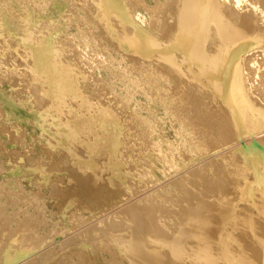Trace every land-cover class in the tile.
Segmentation results:
<instances>
[{
    "label": "bare ground",
    "instance_id": "bare-ground-1",
    "mask_svg": "<svg viewBox=\"0 0 264 264\" xmlns=\"http://www.w3.org/2000/svg\"><path fill=\"white\" fill-rule=\"evenodd\" d=\"M101 1L104 3L109 1L117 7L121 6L125 12L129 13V19L132 18V20L127 21L128 19L120 15L111 17L106 12L104 13V10L98 15L92 8L87 9L86 7V11H91L98 22L100 36L102 35L104 39L110 38L109 41L106 40L109 44L118 46L121 54L125 56L128 54L129 58L137 63L143 58L150 59L151 64H157L163 70L164 74H158L170 86L167 96L162 94L154 98L150 97L151 107L155 113H158L156 117L159 116V119L153 118L151 114L150 121L145 119L150 126H153L150 129L155 128V138L163 137L161 139L163 141L158 145L159 153L146 144L139 148L140 151L134 149L132 143L128 144L130 129L125 124L126 120L119 122L118 119L114 121L113 115L109 117L107 103L103 100L97 101L91 96L88 99L83 97L87 89L81 87L80 78L77 75H71L72 69L76 66L72 64L73 57L70 62L66 50L62 47V42L58 39L53 40L52 30H49L52 40L50 37L48 40V34L43 33L46 37L44 35L43 38L39 37L41 41L38 45H34L33 38H30L34 46L30 43V45L20 47L22 53L27 51V55H30L26 56L27 60L29 58L27 65L32 64V72H28L29 75L31 74L29 81L34 83L36 90L32 88L27 93L29 95L27 97L29 103L41 111V115L36 117L33 124L40 130V137L44 139H42L41 152L45 154L41 158L38 171L33 170L32 167L33 169L27 172L31 174L37 172L33 176L38 177L40 174L58 170L57 168L67 172L73 166L76 167L80 171V176L75 179V182L70 180L71 183H65L60 178L61 188L53 185L59 189V199H56V202H59L57 208L62 212L61 215L63 216L65 212V215H71L72 220L81 221L80 215L85 216L88 210L112 202L123 195L126 196L128 190L123 191L122 188L119 190V187L115 186L117 183V186L120 185L119 181L127 178H122V180L119 177H122L120 174L126 168L131 181L133 180V183L135 181L137 187L144 185L142 180L144 176L152 180L154 169L159 164L163 165L164 171L169 169V171L174 170L172 172L175 173L176 170L178 171V164H180L178 160L181 157L184 160H192L194 156L208 158L202 164L172 180L169 185L166 184L167 187L165 184L163 189L159 186L162 190L157 187L154 193L151 192L153 193L152 199L151 193H149L150 196L149 194L143 195L147 199L141 197L142 200L139 201L141 198H137L139 202L134 201V204L130 202L131 205L127 204V208H124L126 206H122L124 209L120 208L124 212L115 210V213L108 214L96 223L93 222V225L86 226L85 230L81 229L82 232H77L79 236L76 235L74 238L73 234L70 235L71 238L67 237L65 241H60L61 243L58 241V248L55 249L54 244V249L50 247L52 250L46 249L45 252H40L35 259L26 258L30 252L29 249L32 248L28 245L30 242L33 246L35 242L31 240L34 238L39 241L37 231L35 232L37 235L34 234L37 230L34 226L37 224L35 228H38L42 222L37 220V223L34 222L30 226L28 221H31L33 219L31 216L34 215L26 214L28 218L23 215L26 221L30 217L31 220L29 219L22 226L23 229L13 228L5 235V241L3 239V243H0L2 245L0 246V264H99V259L103 264H195L201 263L202 260L208 264L209 260H213V262L210 261L211 264H240L242 260L240 257H246L248 254L242 255L239 248L237 253L238 244L236 243L239 242L235 243V240L238 237L249 239L257 247L256 252V249L253 251L254 247L248 245L253 248L250 251L253 252V256L250 252L249 255L253 258L257 257L254 260L250 257L249 260L252 261L248 264H264V94L260 91V85H264V67L258 62L259 57L263 56V51H258L262 49L261 47L255 49L256 51H245L247 42L252 41L249 39L251 35L247 37V33L257 26L254 20V22L250 20L251 14L245 12L247 3L244 0H155L158 6V17L155 22L141 10L136 11L135 17L129 0ZM240 1L241 4L244 2L242 6L239 5ZM260 2L264 6V0ZM3 13L4 11L0 12V14ZM26 15L23 17L26 18ZM146 15L148 18H145ZM26 20L28 21L27 18ZM0 24L6 26L4 21H0ZM43 27L39 28L43 29L39 32L36 27L37 30H32L40 34L48 31V25ZM9 31L8 34L11 35L12 32ZM26 31L29 32L28 30L23 32L27 37L31 30L29 33ZM54 33L57 32L54 31ZM16 36L13 37L17 38ZM58 36L59 34L57 38ZM24 37L22 39L20 36L19 42H27L28 40L26 41ZM44 38H46L45 41H42ZM35 39L38 40L37 37ZM7 41L6 47L10 45L11 39ZM16 42L17 44H14ZM13 44L19 46L18 41ZM24 54L26 55L25 52ZM98 93L109 101L106 90L100 89ZM13 97V99L5 98L0 94V101H3L9 110L7 117L5 116L8 122L10 118L15 122L19 121L12 116L15 117L17 114V100L20 97ZM77 98L82 99L84 107L81 111L77 110L78 107L74 102ZM134 114L135 112L131 115ZM26 115L28 116L27 112ZM22 116L25 115L22 114ZM65 116L66 119L63 118ZM133 117L136 118V114ZM51 120L59 127H67L65 131L67 133L65 135L58 133V127L51 125L52 123L49 122ZM161 129L163 131L159 132ZM149 132L152 133L150 130ZM166 136H172L173 141ZM132 141L136 147V140ZM79 143L84 146L82 152L77 154L75 145ZM222 149H229V151L216 158H211ZM31 163L33 164L34 160ZM34 164L36 165V162ZM11 170L13 171L12 168ZM165 173L162 177H165ZM65 177L67 178V175ZM157 182L159 184L160 181L157 180ZM157 182H155L156 185ZM2 187L0 195H4L6 199L10 200L14 194L19 193L16 190L14 194L4 191L5 188L2 189ZM132 188V192L137 189L133 186ZM141 191L144 189H141L140 193H138L139 190L136 191V194L143 193ZM17 197L21 200V197ZM25 200L24 198L23 201ZM10 201L17 204L15 200ZM34 201L32 199V202ZM137 203H143V207L146 205L138 213L135 211L139 207L135 206ZM13 204L12 207H14ZM34 205L33 210L39 209L42 216L45 211L41 210V212L37 203ZM145 208L150 209H147L148 213H144ZM104 212L107 213V210ZM12 215L16 218V214ZM94 216L89 217L94 218ZM47 217L50 218V216ZM6 222L9 221H5V224ZM80 223L83 224L82 221L77 224ZM5 224L2 227L7 226ZM72 224L71 227H73ZM162 225L163 227L165 225L164 230ZM3 228L5 230L8 226ZM69 230L67 231L70 233L71 230ZM121 230L124 232H119L118 237L117 233ZM2 231H0V236ZM43 232L45 233V229ZM56 233L58 234L59 231ZM56 233L54 231V237ZM42 237L44 241L46 236ZM49 237L48 241H50ZM43 241L39 243L43 244ZM26 242L29 251L25 252L22 249ZM36 244V247L41 248V245ZM35 246L33 247L36 251ZM254 252H256L255 255Z\"/></svg>",
    "mask_w": 264,
    "mask_h": 264
},
{
    "label": "rangeland",
    "instance_id": "rangeland-1",
    "mask_svg": "<svg viewBox=\"0 0 264 264\" xmlns=\"http://www.w3.org/2000/svg\"><path fill=\"white\" fill-rule=\"evenodd\" d=\"M21 1H23V2H21ZM129 1L131 3V8H132L133 13H134L133 15L135 17H136V11L141 10V11H143V14L146 13L155 22L157 21L158 6H157L155 0H129ZM244 1H245V3H247V7H245L246 8V11H245L246 14H249V15L251 14L250 20L251 19H252V21L254 20L255 23L257 24V26H255L253 31H250L247 33L248 34L247 37L251 35V37L249 39H251L252 41L250 43L247 42L248 44L245 45V47H246L245 51L251 52L252 50L258 49V47H261L262 49L258 50V51H263L262 52L263 56L259 57L260 59L258 60V62L260 65H263V67H264V6L261 4L260 0H244ZM103 3L104 2H102L101 0H95V2H93V0H84L83 2H82V0H80V1L79 0H26V1L25 0H13V2H12V0H10V1L8 0V2H7V0H0V12L2 13L4 11L3 14H0L1 15L0 21L1 22L4 21V23L6 25V26H4V25L2 26L0 24V26L2 27V28H0V36H1L0 37V94L2 97H5V98H12L13 96H19L21 99V100L16 99L18 102V104H17L18 108H17V112H16L17 114L15 117L12 116V118L19 119L18 122L13 121L14 119H11V118L10 119L8 118L9 122L5 119V116L7 115V112H9V110L7 109L6 104L3 103V101H0V167H1L0 168V183H1L0 185L5 188L4 191L13 193L16 190V192H19L17 194L13 193L14 197H12L10 199V200H15V202L17 201L16 205H15V203L13 204V202L11 203L9 198H7L9 200V201H7V199L4 195H0L1 196L0 197V204H1L0 205V215L4 212L0 216V225L2 228V229L0 228V231L3 230L2 232L4 233V234L2 233V235L0 236L1 237L0 243L1 244L3 243L2 242L3 239L5 241V238H6L5 235L8 233V231H10V229H11V231L13 230V228L16 230H18L19 228L23 229L24 227L22 228V226L25 225L31 217L34 220L30 219L31 221H33L32 223H30L31 221H28V224L30 226L34 222L37 223V220H40L38 222H42L43 227H44V225H46L44 227L45 233L43 232L44 229H43L42 225L40 226L38 223V225L40 227L38 226V228H35L37 226V224H36L34 226V229H37V230L34 231V234L37 231L38 235L41 237H39L37 234H35V235H37V238H39V241L35 240V238H34V240L32 239L31 241L35 242V243H33V246H35V245L37 246L36 243H38L39 245H41V248H40V246H38L39 249H37L38 247L35 246L36 247L35 248L36 251H35L34 247L32 246V243L30 244V242H29V245H28V243L26 242V244L24 245V248H27L28 246L30 247V245L32 247L31 248L32 252H31V249H29L30 252L26 256V258L28 260H30L29 258H31V257H32V259H35L40 254V252L41 253H42V251L45 252L46 249L52 250L54 244H55L54 248L55 249H56V247L58 248V241H59V243H61L62 240L65 241L67 239V237L71 238L70 235L72 236L74 234L72 237H74V236L76 237V235L79 236L77 232H79V231L82 232L83 230L81 231V229L85 230V228H87L88 226L93 225L92 224L93 222L96 223V221L100 220L101 218L103 219L104 216L106 217L108 214L111 215V214L115 213V210H116V212H119L120 210H121L120 212H124L123 209L127 208V204H129L130 202L132 204H134L135 203L134 201H138L137 198L139 199L142 197L144 199L145 196L143 197V195H146V194L148 195L151 192L154 193L157 190V187L159 190H162L164 184L167 187L166 184L169 185V183H171L172 180H174L178 176H181L184 172L187 173L186 171H190L194 167H197L198 165L202 164L208 158V157H205V159H204V157L203 158H201V157L197 158V156H194V158L192 160L188 159L189 161L184 160L182 157H181L182 159L179 158L180 159V160H178L180 162V164H178L179 168H177L178 171L177 170L175 171V173H178V174H175L174 172H172L174 170L169 171V169H165L168 171H164L162 169L163 165L159 164L156 166L158 171L156 168L154 169L153 176L151 177L152 180H150V178L148 179L146 176H144L142 178L144 185H140L137 187H136L135 181L133 183V180L131 181V179H130L131 177L127 174L129 172L127 171V168L125 165V168H126L124 170L125 173L122 171L120 174V175H122V177L121 176H119V177L121 179L122 178L125 179V177H127L125 179L126 181L122 179L123 181H119L120 185L117 186V184H118L117 183V184H115V186L117 188L119 187L118 188L119 190L121 188L123 189V191L128 190L127 194L129 195V193H130V195H132V196L134 195V197H132V196L130 197V195L128 196L126 194V196L123 195V196L119 197L118 199L113 200L112 202L105 203L104 205H101L97 208L88 210V212L85 214V216L82 217V215H80V218H79V219H81V221L83 222L84 225L82 223H80L78 225L77 223H79L81 221L80 220L79 221L78 220L77 221L72 220L71 215L70 216L65 215L66 214L65 212H63L64 213V215H63L64 218H63V216L61 215L62 212L60 211V209L57 208L59 202H56L59 199V197H58L59 196L58 195L59 189L56 187L61 188V186H62V183L60 182L61 181L60 178H62L63 181H65V183H69V182L71 183L70 180H72V182H75L76 181L75 179H77L80 176V173H79L80 171L76 167L74 168V166H73L72 169L68 170L69 172L72 171L70 173L73 176L71 174L69 175L68 171L66 172L65 170H59V168H57L58 170L55 169V170H52L46 174L43 173V175L40 174L38 177L33 176L34 173L31 174V173L27 172L29 169H33V168H34L33 170L38 171L37 168L39 169V167H40L41 158L43 156H45V154L41 152V150L43 149V140L44 139L40 137V130L36 126H34V124H33L36 117L41 115V111L36 109V107H33L31 105V103H29V98L27 97V96H29V95H27V93H29L32 88L33 89L35 88L34 83L29 81V77L31 76V74L29 75V73L32 72V70H31L32 60L29 63L31 65H27L29 62V58L27 60L26 56H28L29 54L27 55V53H28L27 51H24L26 53V55L24 54V52L22 53V51H21L22 48H20V47H22V46L25 47V45H27V44L30 45V43H31V45H33L32 40H34V45H36V44L38 45L41 41V39L39 40V37L43 38L44 34L45 35L48 34L47 35L48 40H50V39L52 40V37H53V40L58 39L59 41L62 42V45H63L62 47L64 50H66L67 58L70 62H71V59L73 57L74 61H72V64H73V66L74 65H76V66H74L75 69L74 68L72 69L73 72L71 73V75H77L80 78V82H81L80 84L82 85L81 87L87 89V92H85L83 94V97H85V99H88L91 96V98L93 97V99H95L97 101L103 100V102L107 103L106 105H107L108 110H109V117H112V115H113V118H115L114 121L118 119L119 122H121V121L124 122L123 120H126L125 124L130 129L129 130V133H130L129 139L130 140H129L128 144L132 143L134 146V149H136L138 151H140L139 148H141L143 145L146 144V145L152 146V149H154L155 151H157V153H159L158 145L163 141V140H161V139H163V137H159L158 139H156L155 138V135H156L155 128L150 129L153 126L152 125L150 126L145 121V119L150 121V119H152L151 118L152 116H153V118L159 119V116L156 117L158 115V113H155V111H153L154 110L153 107H151L150 97L152 96L154 98V96H161L162 94L167 96L168 93L170 92V90H169L170 86L164 81L163 78H161L159 76V74H164V73L162 72L163 70H161V68L157 64H151L149 61L150 59H144V58L137 63V62L131 60L129 58L128 54H126L127 56L121 54L122 52L119 51V48H117L118 46L116 47L114 45L112 46L111 44H109L106 40L109 41L110 38L104 39L102 35L100 36V33L98 32L99 31L98 22L93 17V14L91 13V11L90 12L88 10L86 11V7H87V9H89V7L92 8V10L95 13H97L98 15H100L99 13H101L104 10V13L106 12L111 17L116 16V15H118V16L120 15L122 18L128 19L127 21L132 20V18L129 19V13L125 12V10L121 6L117 7V5H114L113 3L109 2V1L105 2L104 4ZM242 3L244 4V2H242ZM243 4H241V1L239 2V5L242 6ZM26 8H29V9H26ZM6 10H7V12H6ZM41 13H43V15ZM90 14H92V15H90ZM24 15L27 16L26 18L28 19V21L26 20L25 17H23ZM20 16L22 19L20 18ZM148 16L146 15L145 18H148ZM32 18H33V20H32ZM26 21H27V23H26ZM31 21H33V22H31ZM252 21H250V22H252ZM20 22H24V23H20ZM125 23H126V21H125ZM32 24H34V26L36 28H38V32H39V30L40 31L43 30V29L41 30L39 28H42L44 25H48V28H47L48 31L46 30V32H42L41 34L38 33L37 31L33 32L34 30H37V29H35V27ZM128 24H130V23H128ZM52 25H54L55 27ZM113 25L118 26L115 24H113ZM45 27H43V28H45ZM53 27H54V29H52ZM1 29H3V30H1ZM32 29H34V30H32ZM25 30H28L29 32L31 30L30 33L26 31L27 33H29V36H27V37L25 36V33L23 32ZM49 30L50 31L52 30L51 31L52 34ZM8 31L12 32L11 35L8 34ZM54 31L57 33H54ZM27 33H26V35H27ZM34 33H36V34H34ZM37 33L40 35H38ZM50 34L53 36L51 37ZM58 34H59V36L57 38ZM4 35L5 36L7 35V36L5 37ZM14 35L15 36L18 35V36H16L17 38L13 37ZM22 35H24L26 37V41L28 40L27 42H25L26 44L22 43L21 41L19 42L20 36L22 39L24 37ZM34 36L37 37L38 40H36ZM49 37H50V39H49ZM252 37H253V39H252ZM6 38L8 40L11 39L10 45L7 47L5 46L7 44L6 42H8ZM30 38H33V39L30 40ZM45 39L46 38H44L42 41H45ZM15 41H18L19 46L14 45V44H17V42L13 44V42H15ZM11 44L14 45V48L16 47L15 50H13L14 48L12 47L13 45H11ZM17 49H19V50H17ZM25 59H26V61H25ZM75 61H76V63H75ZM78 69L81 71L79 72ZM82 69H84V70L82 71ZM93 81H94V83H93ZM70 82L73 83V81L71 79H70ZM96 84H97V86H96ZM99 87H100V89H102V90L104 89L107 91V93H108L107 98H109V101H107L106 98L104 99V96L100 95L98 93L100 90ZM35 90L36 89H34V91ZM110 90H111V92H110ZM260 91L262 92V94H264V85H260ZM97 93H98V95H97ZM66 95L68 97H70L69 94H66ZM96 95H97V97H96ZM81 100H82L81 98H77L76 100H74L76 106L78 107L77 110H80V111L84 107ZM19 101H21L22 103ZM80 102L82 103L81 108H80V105H81ZM148 103H149V105H148ZM25 111L28 113V116L26 115ZM133 112H135L136 118L133 117V116H135V114L131 115ZM21 113L25 116H22ZM63 118L66 119V116ZM49 122L52 123L51 125H53L54 127H56V128L58 127V130H57L58 133H60L62 135H65L67 133V132H65V131H67V127H65V126L59 127L52 120ZM11 124H13V125H11ZM45 125H47V124H45ZM149 130L152 131V133H150ZM160 131H163V129L159 130V132ZM166 138H168L169 140L171 139L173 141L172 136H169V137L166 136ZM133 139H135L137 142L136 147L132 141ZM154 139L159 140L160 142L156 141ZM83 146H84V144H82V143L75 145V153L79 154L80 152H82ZM11 151H13L14 153ZM228 151H229V149H224V150L222 149V151L220 150L219 153L211 156V158L212 159L216 158V157L220 156L222 153L224 154ZM10 152L12 153L11 155L9 154ZM25 153L27 154V156ZM36 158H38L37 159L38 161L36 160ZM211 158H209V159H211ZM30 160H31V162H32V160H34V163L36 162V165L33 163L34 164V166H33V164L30 162ZM183 162H184V164H183ZM37 164H38V166H37ZM11 168L13 169V171L11 170ZM2 169H3V171H2ZM75 171H77V172H75ZM159 172H161V174ZM165 172L166 173L169 172L170 174L167 173L169 176ZM36 173L37 172H35L34 175H36ZM154 173H155V176H154ZM163 173H165V177H162ZM66 175H67L68 179L65 177ZM68 176H70V177H68ZM31 180L33 181L32 183H31ZM157 180L160 181L159 184H158ZM39 181H41V182H39ZM45 181H46V183H45ZM17 182H19V184ZM155 182H157V185L155 184ZM131 183H133V185ZM151 183L154 184V186ZM53 184L56 187H54ZM130 184H131V186L129 187ZM17 185L19 187H17ZM40 185L42 187H40ZM149 185L151 188L149 187ZM1 186H0V188H1ZM132 186L134 187V189L137 188V189H135L137 192L139 190L138 193H140L141 189H144V191H141L143 193L138 195V194H136L137 193L136 191H134L135 193L132 192L133 191ZM159 186L162 187V189L159 188ZM3 187H2V189H3ZM145 187L146 188L148 187V188L146 189ZM30 192H32V193H30ZM42 192H43V194H42ZM44 193H45V195H44ZM153 193H151V199L153 197L152 196ZM6 194H8V193H6ZM19 194H21V196ZM22 194H23V196H22ZM28 194H30V195H28ZM41 194H42V196H40L41 197L40 198L39 195H41ZM16 195L21 197V200L17 199L18 197ZM51 195H53V196H51ZM135 195H137V196H135ZM148 196H150V194ZM23 197L26 199L25 201H23L24 200ZM28 197H29V199H27ZM126 197H127V199H126ZM142 198L139 199V201H141ZM32 199L35 201L32 202ZM128 199H130V200H128ZM145 199H147V197ZM27 200H28V202H27ZM9 202H10V205L8 206ZM6 203H7V205H6ZM36 203L38 204V208H40V211L41 210L45 211L44 213L46 215H44V213H42V216H41L39 209L38 210L34 209L35 211L33 210V208L35 206L34 204H36ZM39 203H40V206H39ZM44 203H45V205H44ZM131 203L129 204V206L131 205ZM12 204L14 205V207H12ZM43 205H44V208H43ZM137 205L139 207H137ZM143 205H144L143 203H139V204L137 203L135 205L138 208L137 209L135 207L136 213L141 211L142 208L146 207V205L144 207H143ZM122 206L123 207L126 206V207L123 208ZM111 207L113 209H111ZM1 208H2V210H1ZM109 208H110V211H109ZM120 208H123V209H120ZM147 209L148 208H145L144 213H148V210H150V209H148V210ZM18 210H20L21 212H19ZM105 210H107V213L104 212ZM146 210H147V212H146ZM1 211H3V212L1 213ZM47 212L49 215L47 214ZM52 212H53V214H52ZM99 213L101 214V216H98V215H100ZM12 214H14V215L16 214L15 217L18 218V220L16 218H14V216ZM26 214L27 215L29 214V216H31L33 214L34 216H31L26 221L25 217H27V218L29 217V216H26ZM96 214H98V215H96ZM38 215H40V216H38ZM2 216H3V218L1 219ZM6 216H8V217L6 218ZM47 216H50V218H48ZM89 216L90 217L94 216V218H90ZM95 217H96V219H95ZM10 218H12V220ZM23 218L25 219V221ZM40 218L42 220L44 218L45 219L42 221ZM86 218H88V219L86 220ZM20 219H21V222H22V220L24 222L21 223ZM89 219H91V221ZM4 220L9 221L8 223L6 222L8 228H5V230L3 227H7V226L2 227V225L5 224ZM84 220L87 222H85ZM47 221H48V223H47ZM50 221H52V222L55 221V222H53L54 224H52V222H50ZM88 221H90V222H88ZM19 222H20V224H18ZM74 222H77L76 224L79 226L77 229H76L77 225ZM1 223H3V224H1ZM59 223L61 225H59ZM17 224L19 225V227ZM28 224H27V226L30 227ZM57 224H58V226H57ZM71 224L73 227H71ZM74 224H75V226H74ZM51 225H53V226H51ZM165 225L167 227V224H165ZM165 225H164V227H165ZM74 227H75V229H73ZM162 227H163V225H162ZM164 227H163V230H164ZM25 228H26V226H25ZM66 228H67V230H69V229L71 230V231L69 230L70 233L66 230ZM167 228L165 230H167ZM32 229H33V226H32ZM56 229H58L59 235L56 233V232H58ZM72 229L74 231H72ZM47 230L49 232H47ZM61 230H63V232ZM54 231L56 233L55 237L53 235ZM66 231L68 232V235H67ZM119 232L121 233L124 231L123 230L118 231L117 236L119 235ZM50 234H51V236H50ZM57 235H58V237H57ZM3 236H5V237H3ZM42 236H44V237L46 236L47 238L45 237L44 241H43ZM48 237H49L50 241H48ZM52 237H53V239H52ZM114 238H116V236ZM40 239H42V240H40ZM240 240H241V243L243 242L244 245L240 243ZM244 240H246L245 241L246 243L244 242ZM41 241H43V244H40V243H42ZM51 241H53V242L49 243ZM222 241H225V240H222ZM237 241L241 245L239 243H236ZM229 242H231V241H229ZM218 243H220V242H218ZM232 243L233 242H231V244ZM235 243L239 245V247L237 245V253H238V248H239V249H241L242 255L248 254V255H246V257L245 256L242 257L241 253H240V256H241L240 257L238 254V256L242 259L241 260L239 258L241 260L240 264L242 262H244V264L250 263L252 261L251 259L253 258L252 257L253 252H250L253 249L251 247H254L253 251H255V249H256V252H257L258 250H257L256 245L253 242H251L249 239H242V238L240 239V237H238L237 240H235ZM45 244H47V246H45ZM220 244H222V243H220ZM246 244H247V246H246ZM248 245L249 246L251 245V247H248ZM0 246H2V245H0ZM43 246H45V247H43ZM245 246H246V249H245ZM50 247H52V248L50 249ZM242 247H244V248L242 249ZM24 248L22 250H24L25 252L29 251L28 248L26 250ZM249 248H251V249L249 250ZM33 250H34V252H33ZM246 251L248 253H246ZM239 252H240V250H239ZM249 252L252 254V256L249 255ZM256 252H254V255ZM92 255H91V257H92ZM33 256H35V257L33 258ZM247 257H248V259H247ZM250 257H251V259L249 260ZM254 258H253V260H254ZM95 259H98V258H95ZM245 259L247 260V262ZM98 261H99L98 262L99 264H103L101 259H99ZM210 261L213 262V260H209V264H211ZM204 262L205 261L202 260L201 263L202 264L207 263V262H205V263ZM201 263L199 262V263H195V264H201Z\"/></svg>",
    "mask_w": 264,
    "mask_h": 264
}]
</instances>
